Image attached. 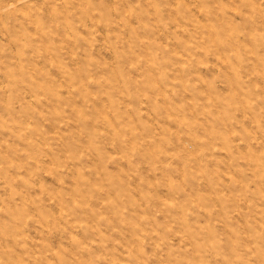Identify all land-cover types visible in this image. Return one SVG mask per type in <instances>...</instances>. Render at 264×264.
Instances as JSON below:
<instances>
[{
  "label": "rangeland",
  "instance_id": "374dc122",
  "mask_svg": "<svg viewBox=\"0 0 264 264\" xmlns=\"http://www.w3.org/2000/svg\"><path fill=\"white\" fill-rule=\"evenodd\" d=\"M0 264H264V0H0Z\"/></svg>",
  "mask_w": 264,
  "mask_h": 264
}]
</instances>
